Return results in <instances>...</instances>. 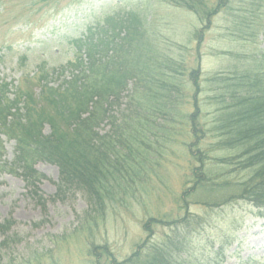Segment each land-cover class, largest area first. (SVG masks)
Returning <instances> with one entry per match:
<instances>
[{"label":"rangeland","instance_id":"374dc122","mask_svg":"<svg viewBox=\"0 0 264 264\" xmlns=\"http://www.w3.org/2000/svg\"><path fill=\"white\" fill-rule=\"evenodd\" d=\"M238 1L233 0L232 6H238ZM1 3L4 11L0 13V81L17 85L21 91L37 92L45 74L49 85H59L64 76L55 73L56 69L59 72L61 66L74 59V41L92 33L95 36L96 29L104 26V17L118 15L126 22L135 17L132 45L138 44L140 34L148 42L145 47L153 48L152 56L183 59L187 68L198 65L199 119L206 131L198 143L199 151H205L219 138L212 122L221 105L217 104L220 101L217 95L227 92L245 73H258L264 79V70L258 63L264 45L261 33L264 2L252 7L257 15L262 13L258 20H252L254 12L244 15L221 8L204 28L192 12L164 0H61L52 4L0 0ZM244 16L245 23L234 24ZM200 28L203 29L196 37L194 31ZM216 75L222 79L237 78L220 83L209 81ZM242 81L250 83L245 78ZM134 87L129 83V95ZM13 93L11 88L7 94L12 97ZM123 94L125 102L128 97ZM191 102L186 107L188 111L193 109ZM116 107L115 112L119 109ZM101 127L100 133L110 130L107 124ZM160 136L156 149H152L153 162L144 163L152 172L132 185L128 196L108 205L105 217L94 230V242L105 243L120 262L140 244L174 236L172 226L155 222L150 232L144 231L143 225L150 219L168 224L189 213L200 217V226L192 221L195 228L185 236L189 242L184 247L189 264H264V224L256 217V209L244 200L207 206L214 197L233 193L235 183L245 177L237 168V159L232 158L237 150L212 147L203 170L210 172L209 179L217 177L219 188L214 192L199 189L189 192L195 181L193 168L200 166L182 144L189 137L184 134L163 143ZM0 140V161L10 162L14 141L3 135ZM213 156H232V165L211 163ZM33 168L41 176L34 193L16 170L8 172L0 167V223L5 220L13 223L2 254L12 264H91L93 259L87 254L84 234L79 228L88 208L86 198L80 192L68 193L63 198L56 195L55 165L37 161ZM225 180L230 184L222 185Z\"/></svg>","mask_w":264,"mask_h":264},{"label":"trees","instance_id":"16d2710c","mask_svg":"<svg viewBox=\"0 0 264 264\" xmlns=\"http://www.w3.org/2000/svg\"><path fill=\"white\" fill-rule=\"evenodd\" d=\"M31 1L52 4L61 0ZM164 1L192 12L202 27H208L221 8L249 15L256 10L252 7L264 2L239 0L238 6H232L233 0ZM3 11L1 3L0 13ZM261 15L254 12L252 20H258ZM245 19V16L237 18L234 24L245 23ZM135 21V17L126 22L118 15L106 16L104 26L96 29L95 36L92 33L75 40L74 59L61 66L59 72L56 69L55 73L64 76L57 86L49 85L46 74L37 92L21 91L17 85L0 81V135L14 141L12 160L0 161V167L7 168L8 172L16 170L34 193L41 176L33 166L37 161L47 162L58 171L57 196L83 194L88 208L79 228L84 234L87 254L93 259L91 264H189L188 253L184 251L189 244L185 236L195 228L192 221L199 224L200 217L196 215L186 213L168 224L150 219V223L143 225L144 231L150 232L155 222L172 226L174 236L167 235L157 243L140 244L120 262L105 243L94 242V230L105 217L108 205L128 196L132 185L152 172L144 163L153 162L152 149H156L161 134L163 143H169L171 137L184 134L189 137L182 144L200 165L193 168L195 181L189 192L197 189L214 192L219 188L217 177L209 179L210 172L203 170L212 147L237 150L231 157L237 159V168L245 177L235 183L233 193L214 197L207 206L244 200L256 209V217L264 224V79L258 73H245L227 92L217 95L220 99L217 104L221 105L212 122L219 138L205 151H199L198 143L206 131L199 119L198 65L187 68L183 59L152 56L153 48L145 47L148 42L140 34L136 39L138 44L132 45ZM203 28L195 29L196 37ZM87 29L90 31V27ZM261 30L264 34L263 27ZM121 32H124L122 36ZM258 58L259 67L264 70V45ZM235 78L222 79L216 75L209 81L220 83ZM242 78L250 83L246 85ZM129 83L135 86L130 95ZM11 88L14 89L12 97L7 94ZM123 93L128 97L125 102H122ZM225 94L228 98L223 99ZM189 102L191 111L186 109ZM116 106L119 109L115 112ZM176 123L179 127L175 128ZM102 124H107L110 130L100 133ZM231 157L213 156L211 163L232 165ZM226 181L222 185L230 184ZM12 225L9 220L0 223L3 236L0 264H12L2 254Z\"/></svg>","mask_w":264,"mask_h":264}]
</instances>
